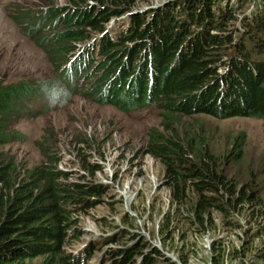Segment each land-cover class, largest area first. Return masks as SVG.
Returning a JSON list of instances; mask_svg holds the SVG:
<instances>
[{"label": "trees", "instance_id": "trees-1", "mask_svg": "<svg viewBox=\"0 0 264 264\" xmlns=\"http://www.w3.org/2000/svg\"><path fill=\"white\" fill-rule=\"evenodd\" d=\"M138 1L142 0H98L70 10L52 6L29 24L22 22L28 18L22 7L13 15L24 23L26 36L41 46L51 44L47 51L57 72L47 80L10 84L0 80V264H34L37 259L42 264H87L93 244L73 254L65 247L80 215L103 196V188L92 180L100 165L86 162L92 181L72 182L74 174L58 167L62 161L58 153L43 144L39 148L45 161L21 172L13 157L2 153L9 143L25 140L9 127L11 117L45 116L56 104L80 94L126 112L157 107L165 118L174 113L264 121V38L259 35L264 33V0L247 16L250 21L240 22L242 31L237 24L240 12L229 2L222 6L221 0H187L182 8L168 4L149 21L131 14V27L113 39L105 32L106 25L130 12ZM247 43H253L260 55ZM41 102L40 110L33 107ZM172 116L164 121L167 132L151 133L148 153L165 167L172 201L179 207L176 216L185 217L190 225H203L210 211L227 217L242 211L248 201L264 213V200L238 191L219 165L228 167L240 160L237 139L222 155L212 153L205 142L197 150V136L178 135ZM122 230L123 239L130 235ZM79 234L76 230V239ZM133 241L134 247L117 264H130L141 252V240L134 236Z\"/></svg>", "mask_w": 264, "mask_h": 264}, {"label": "rangeland", "instance_id": "rangeland-1", "mask_svg": "<svg viewBox=\"0 0 264 264\" xmlns=\"http://www.w3.org/2000/svg\"><path fill=\"white\" fill-rule=\"evenodd\" d=\"M97 1L0 0V80L10 84L52 78L57 72V63L47 51L51 44L39 45L35 39L25 35L22 24L31 23L34 17L42 16L52 6L70 10ZM227 1L221 0L222 6ZM172 3L178 4V8L187 6V0H142L129 14L142 15L145 21H149L157 11ZM230 4L233 11L240 12L237 21L240 24L244 16L257 10L260 0H244L242 3L230 0ZM20 7L28 14V18L22 21L24 23L13 16L17 15ZM247 16L245 22L250 21ZM174 17H178V13ZM121 25L126 26V21L113 18L106 28L115 30ZM244 29V26L238 28L239 31ZM259 35L264 38L263 32ZM247 46L257 54L253 43H247ZM42 106V102L33 105L39 110ZM163 112L157 107L126 112L112 104L99 103L76 94L65 103L56 104L45 116L31 115L19 120L11 117L9 127L21 133L25 140L9 143L2 153L13 157L22 172L23 167L34 168L45 161L39 148V144H43L58 153L62 159L58 167L74 174L70 178L72 182L93 180L103 188V196L96 200L98 204L88 213L83 212L78 225L70 230L71 242L65 247L68 253L83 248L90 239L100 241L101 236L109 237L117 229L125 228L141 240L140 248L158 253L155 255L157 264H264L262 207L248 201L242 211L227 217L218 210H212L203 225H190L185 217L176 216L179 207L172 201L165 167L148 153L151 133L167 132L165 119L171 120L172 115H177L172 113L165 118ZM175 122L178 135L190 132L197 136V150L200 143L205 142L212 153L222 155L234 146L237 139V149L242 152L240 160L232 161L228 167L223 162L219 165H223L238 191L253 192L261 201L264 200L262 119L194 114L192 117L176 116ZM86 162L101 167L92 180L85 169ZM194 201L192 195L190 202ZM76 230L80 231L77 239ZM126 238L130 235L113 244L104 245L103 241L101 250L125 244ZM101 254L99 249L90 264H98ZM33 263L42 264V259Z\"/></svg>", "mask_w": 264, "mask_h": 264}, {"label": "clouds", "instance_id": "clouds-1", "mask_svg": "<svg viewBox=\"0 0 264 264\" xmlns=\"http://www.w3.org/2000/svg\"><path fill=\"white\" fill-rule=\"evenodd\" d=\"M228 1H230V0H228ZM242 1H244V0H242ZM236 7H237V5L235 6V8ZM127 14L122 15V16H119V17H114V18H118V19H131V17H130L131 14H129V12ZM246 16H244L243 20L245 19ZM238 25L240 26V24H238ZM106 30H107V28H106ZM77 49H79V47ZM77 49H76V51H77ZM222 72H223V69L221 68V73ZM122 229H125V228L117 229V231L112 236H109V237H102L101 236L100 237V241H96V240L90 239L87 242V244H85L83 246V248L88 249L89 248V245L90 244H93L95 251H93V257L90 258L87 261V264H90L91 263L92 259L94 258L96 252L99 249L102 252V254L100 256V259H99L98 264H104L105 261L108 262L107 264H117V261L118 260L120 261L121 259H123L127 255L125 252L128 249H132L134 247V244H135V241H133V237L134 236L131 233H130V238L128 239V241L125 242V244L120 245V246H113L111 248H105V249L101 250L102 249L101 248V245H102V242L103 241L105 242L104 245H107L108 243L113 244L116 241H118L120 239H123V236H124L125 233L123 232ZM104 245H102V247ZM140 249H142V248H140ZM156 253L157 252L156 251H153V250H147L146 248L145 249H142L140 253H138L135 256H133V260L130 262V264H157L158 261L155 258V255H157ZM104 255H106V256H104ZM115 255H117L116 256V259H114L115 258L114 257ZM152 259H155L157 262L156 263H152Z\"/></svg>", "mask_w": 264, "mask_h": 264}, {"label": "bare ground", "instance_id": "bare-ground-1", "mask_svg": "<svg viewBox=\"0 0 264 264\" xmlns=\"http://www.w3.org/2000/svg\"><path fill=\"white\" fill-rule=\"evenodd\" d=\"M86 250V248H81L78 251L84 252Z\"/></svg>", "mask_w": 264, "mask_h": 264}]
</instances>
